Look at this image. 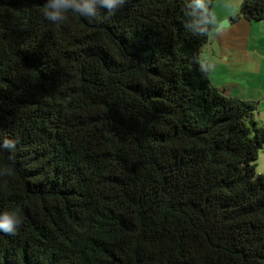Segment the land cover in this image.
<instances>
[{
	"label": "trees",
	"instance_id": "obj_1",
	"mask_svg": "<svg viewBox=\"0 0 264 264\" xmlns=\"http://www.w3.org/2000/svg\"><path fill=\"white\" fill-rule=\"evenodd\" d=\"M45 3L0 0V212L23 220L0 264H264V126L210 80L212 1L195 23L187 0Z\"/></svg>",
	"mask_w": 264,
	"mask_h": 264
},
{
	"label": "crops",
	"instance_id": "obj_2",
	"mask_svg": "<svg viewBox=\"0 0 264 264\" xmlns=\"http://www.w3.org/2000/svg\"><path fill=\"white\" fill-rule=\"evenodd\" d=\"M211 1L213 23L201 53L210 80L229 95L255 102V112L264 114V58L258 56L262 55L260 46H264V20L254 22L240 17L233 21L240 15L243 0ZM224 20L229 21L228 25L220 27ZM245 75L251 79H244ZM233 87L234 91L230 89Z\"/></svg>",
	"mask_w": 264,
	"mask_h": 264
},
{
	"label": "clouds",
	"instance_id": "obj_3",
	"mask_svg": "<svg viewBox=\"0 0 264 264\" xmlns=\"http://www.w3.org/2000/svg\"><path fill=\"white\" fill-rule=\"evenodd\" d=\"M125 0H46L43 7V16L53 24H59L67 19L68 13H76L89 22L102 21L108 19L120 9ZM189 15L197 22L201 14L207 11L206 0H187ZM203 30V29H201ZM15 141L4 139L0 143V149H13ZM3 165H0V174H4ZM23 223L18 210L0 212V232L14 234Z\"/></svg>",
	"mask_w": 264,
	"mask_h": 264
},
{
	"label": "rangeland",
	"instance_id": "obj_4",
	"mask_svg": "<svg viewBox=\"0 0 264 264\" xmlns=\"http://www.w3.org/2000/svg\"><path fill=\"white\" fill-rule=\"evenodd\" d=\"M220 23H222V22H220ZM262 32L264 33V27L262 28ZM260 53H262V55L258 54V56H263V58H264V46H260ZM236 57L238 59L240 58V56H239V54L237 52H236ZM254 77H255V75H254ZM244 79H251V76L250 75H248V76L245 75ZM234 87H236V86H234ZM234 87L230 88V89H233V91H234ZM255 119H256V121L259 122V124L261 126H264V114L263 113L258 114V112H255ZM254 164H255L256 172L259 173V174H264V146L259 150L258 157L254 161Z\"/></svg>",
	"mask_w": 264,
	"mask_h": 264
},
{
	"label": "water",
	"instance_id": "obj_5",
	"mask_svg": "<svg viewBox=\"0 0 264 264\" xmlns=\"http://www.w3.org/2000/svg\"><path fill=\"white\" fill-rule=\"evenodd\" d=\"M228 23H229L228 20H224V21L220 24V27H221V26H227Z\"/></svg>",
	"mask_w": 264,
	"mask_h": 264
}]
</instances>
